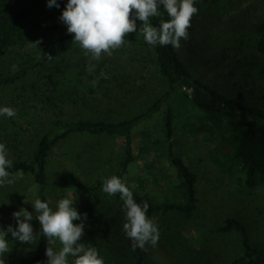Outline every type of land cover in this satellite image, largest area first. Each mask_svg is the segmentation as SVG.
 Returning <instances> with one entry per match:
<instances>
[{"label":"rangeland","instance_id":"1","mask_svg":"<svg viewBox=\"0 0 264 264\" xmlns=\"http://www.w3.org/2000/svg\"><path fill=\"white\" fill-rule=\"evenodd\" d=\"M22 1L25 5L32 4L31 7L21 6L29 7L35 18L39 16L40 24L37 35L30 45L23 47L24 50L67 33L66 26L59 20L66 0H57L59 8H49L46 0ZM195 6L198 12L191 19L188 39H182L180 47L176 48L180 58L196 77L221 93L264 109V76L260 72L264 69V55L255 51L252 40L253 25L262 18L260 0H197ZM90 57L76 45L56 62V66L74 78L82 77L78 73L82 70L75 67L76 62ZM8 58L0 59V67ZM107 58L115 69L113 74L118 77L103 85L97 83L95 91L99 87V93L97 91L95 99L70 103L68 110L72 113L69 114L103 119L127 117L146 110L167 91L151 48L129 45ZM254 65L256 67L251 70ZM28 85L23 82L0 88V97L6 103L14 101L25 94ZM170 107L173 115L170 141L175 153L196 174L198 203L193 218L185 220L184 226L176 224L173 215L153 218L160 234L163 231L160 222L170 229L176 224L174 233L179 232L181 237H175L177 250L174 254L166 250L161 240L155 247L147 245L151 254L165 264H222L239 251L234 234L217 236L212 231L227 217L243 222L252 241L264 245V185L251 190L245 187L244 175L233 163L230 148L219 128L203 131L200 113L188 102L181 103L178 98H172ZM12 108L17 114L19 110ZM39 109L24 114L15 123L11 119L4 121L7 126L14 123L20 142L17 150L6 145L8 159L26 157L34 150L35 142L49 125L46 120L51 113L48 108ZM165 110L163 104L149 120L132 130L136 158L124 176L127 185L149 194L158 202L169 197L171 185L168 179L174 174L164 154L168 143L163 126ZM6 132L10 130L0 132L4 144ZM141 144H148L145 154L139 147ZM120 152V143L113 137L73 136L50 153L47 165L46 195L50 207L55 209L62 198L75 200L78 212L87 214L84 232L92 233L82 244L86 248L95 247L104 264L132 262L126 250L129 238L123 229L126 220L121 209L103 189L93 194L87 192L95 181L112 173ZM34 195L35 184L30 175L22 174V178H16L14 183L0 187V228L6 229L13 219L12 213L20 208L35 214L32 208ZM32 224L37 233V224L33 221ZM37 236L30 245L9 240L11 250L6 256V264H17L20 259L31 257L37 246ZM60 247L58 243L56 250ZM184 248L188 255H184ZM68 259L71 264L73 258Z\"/></svg>","mask_w":264,"mask_h":264},{"label":"trees","instance_id":"2","mask_svg":"<svg viewBox=\"0 0 264 264\" xmlns=\"http://www.w3.org/2000/svg\"><path fill=\"white\" fill-rule=\"evenodd\" d=\"M47 1V0H46ZM262 7V18L253 25L252 40L257 53L264 55V0H260ZM22 0H0V59L9 56L7 63L0 67V88H7L19 83L28 82L24 89L25 94L19 95L14 101L5 102L0 97V107H16L19 111L15 117L0 116V132L5 133V145L12 150L19 146L18 130L13 126L18 118L28 112L40 108L51 110L46 122L49 124L41 137L35 142V148L26 157L11 159L13 166L8 169L10 177L15 176L18 171L30 175L35 184L34 202L41 199L49 203L46 195L48 186L47 165L50 153L62 142L73 136L90 137H113L120 143L121 152L117 157V164L112 173L101 180H97L87 189L93 194L103 189L106 179L115 175L124 181L127 168L136 158V148L132 143V130L139 123L149 120L157 113L161 106H166L164 116V131L168 143L164 147V154L173 169V175L168 179L171 185L169 197L161 202L156 201L147 193L129 188L133 191V197L138 204L147 202L150 218L159 216L169 217L173 215L176 224L184 226L185 220L193 218L197 210V189L196 174L189 168L185 161L178 156L170 141L173 134V115L170 107V100L178 98L181 103L188 102L189 105L200 113L202 129L210 132L213 128H219L221 136L225 138L231 151V158L235 165L239 166L244 175L245 187L249 190L264 185V109L251 105L243 100L231 98L221 93L217 88L196 77L188 68L187 64L180 58L176 48L171 45L152 46L146 43L139 31L143 25L137 20V31L128 33L124 43L112 51L109 56H101L99 61L84 59L76 62V68L82 70L78 73L82 77H72L66 70H60L56 62L68 54L76 45L72 41L73 34L68 32L55 37L41 45L24 50L23 47L30 45L37 35L39 16L31 12L29 7ZM159 16L150 17L151 25L159 28L162 21L168 17L165 9L159 7ZM41 16V13H40ZM44 21V19H43ZM129 45H139L151 48L155 57V63L167 91L162 94L149 108L127 117L101 118L99 116H80L68 110L69 104L73 102L88 101L95 99L97 91L92 81L98 79V84L109 83L116 79L118 74H113L115 69L107 57H112ZM16 50H19L16 52ZM15 55V56H13ZM3 61V60H2ZM95 64V71H87L89 63ZM256 67L254 65L251 70ZM107 75V79L100 78V73ZM264 76V69L260 70ZM41 73H44L43 76ZM32 102H35L36 105ZM21 110H26L25 112ZM6 119L14 123L4 125ZM11 121V122H12ZM158 142V141H157ZM0 143H3L0 139ZM148 144H141L139 147L142 153L147 152ZM138 152V151H137ZM113 202L121 209L125 216V208L120 194L110 195ZM50 205V204H49ZM37 213L33 214V222L37 224V246L31 257L22 258L17 264H45V248L47 238L39 234V222L35 220ZM159 240L171 253L176 252L177 242L175 237H181L180 233L175 234L174 227H165L159 223ZM7 225L15 227V220L11 219ZM213 233L217 236L234 234L237 237L239 251L230 260L222 264H264V245H257L252 241L247 226L235 217H227L225 221L215 227ZM91 232H84L80 243L91 237ZM12 240L11 237H8ZM59 241H56V246ZM159 243V241H158ZM132 241L128 239L126 250L132 260L131 264H165L154 257L147 245L144 249L131 247ZM212 246V245H211ZM184 248V255H188Z\"/></svg>","mask_w":264,"mask_h":264},{"label":"clouds","instance_id":"3","mask_svg":"<svg viewBox=\"0 0 264 264\" xmlns=\"http://www.w3.org/2000/svg\"><path fill=\"white\" fill-rule=\"evenodd\" d=\"M197 0H66L59 20L66 26L67 32L73 34L72 41L77 43L91 59L99 61L102 54L111 55L119 48L126 34L137 31V20L143 25L139 28L144 40L149 45H171L180 47L181 40L188 39V29L192 17L198 12L195 6ZM163 6L168 17L162 21L159 28L149 22L150 17L159 16V7ZM49 8H59L57 0H47ZM39 43V41L37 42ZM35 44V43H34ZM36 45V44H35ZM87 71H95V64L89 63ZM100 78L107 75L100 73ZM97 80H93L95 86ZM16 112L11 107H0V116L13 117ZM13 162L8 159V150L0 143V187L22 178L18 171L16 177H10L8 169ZM103 191L109 195L120 194L125 208L123 229L132 241L131 247L144 249L146 245L155 247L159 241V228L153 218L147 215L148 203L138 204L133 191L118 176H111L103 184ZM75 200L60 199L55 209L49 203L36 199L32 208L37 213L35 220L39 222V234L47 238L45 248L46 264H104L103 258L95 247H85L80 243L84 235L86 213H80L74 206ZM15 227L8 225L0 228V264H6V256L11 247L8 237L22 244H31L38 233H34L33 212L25 208L12 213ZM79 221V223H73ZM61 247L56 250V241Z\"/></svg>","mask_w":264,"mask_h":264}]
</instances>
